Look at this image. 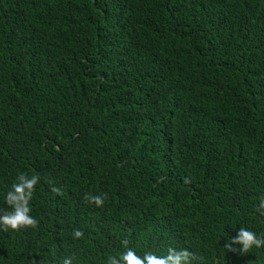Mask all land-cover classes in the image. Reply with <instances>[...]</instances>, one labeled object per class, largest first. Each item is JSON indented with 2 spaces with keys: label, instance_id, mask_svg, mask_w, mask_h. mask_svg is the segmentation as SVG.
Wrapping results in <instances>:
<instances>
[{
  "label": "trees",
  "instance_id": "1",
  "mask_svg": "<svg viewBox=\"0 0 264 264\" xmlns=\"http://www.w3.org/2000/svg\"><path fill=\"white\" fill-rule=\"evenodd\" d=\"M21 173L0 264H264V0H0V214Z\"/></svg>",
  "mask_w": 264,
  "mask_h": 264
},
{
  "label": "clouds",
  "instance_id": "2",
  "mask_svg": "<svg viewBox=\"0 0 264 264\" xmlns=\"http://www.w3.org/2000/svg\"><path fill=\"white\" fill-rule=\"evenodd\" d=\"M38 179L39 177L36 175L29 177L25 173L19 174L17 180L5 194L6 203L11 206L12 210L0 214V229L17 230L23 226L37 225L36 218L30 215V200ZM105 195H89L88 198L100 206L104 204ZM256 210L264 215V199L259 201ZM82 234L80 230H76L74 233L76 237H80ZM237 244L241 253H246L253 246L261 248L264 247V235H258L248 227L239 226L234 236L227 237L223 247L232 249ZM72 259V257L65 258L63 264H72ZM193 260L200 261L202 257L196 256L195 253L187 249L169 247L165 255H158L152 251H145L141 255L137 253L136 249L126 247L118 255L109 256L108 264H192Z\"/></svg>",
  "mask_w": 264,
  "mask_h": 264
}]
</instances>
